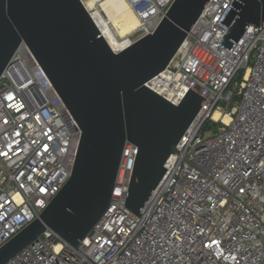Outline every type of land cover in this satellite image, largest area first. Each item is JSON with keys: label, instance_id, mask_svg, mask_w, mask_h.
Here are the masks:
<instances>
[{"label": "built area", "instance_id": "built-area-1", "mask_svg": "<svg viewBox=\"0 0 264 264\" xmlns=\"http://www.w3.org/2000/svg\"><path fill=\"white\" fill-rule=\"evenodd\" d=\"M174 1L128 0L139 25L121 51L154 33ZM233 1L209 0L166 69L146 83L174 104L189 89L206 100L141 216L126 207L138 154L127 143L111 206L81 252L47 230L5 264H264V23L248 25L232 51L222 45L220 21ZM80 137L22 42L0 76V247L70 178Z\"/></svg>", "mask_w": 264, "mask_h": 264}, {"label": "water", "instance_id": "water-1", "mask_svg": "<svg viewBox=\"0 0 264 264\" xmlns=\"http://www.w3.org/2000/svg\"><path fill=\"white\" fill-rule=\"evenodd\" d=\"M208 1L175 0L154 33L117 52L89 10L100 26L124 20L126 0H0V76L26 43L81 129L70 178L0 247V264L47 230L78 249L111 206L127 143L138 154L126 207L141 216L206 100L189 89L174 104L146 83L166 69ZM220 23L228 28L220 43L232 51L248 25L262 27L264 0H234Z\"/></svg>", "mask_w": 264, "mask_h": 264}, {"label": "rangeland", "instance_id": "rangeland-1", "mask_svg": "<svg viewBox=\"0 0 264 264\" xmlns=\"http://www.w3.org/2000/svg\"><path fill=\"white\" fill-rule=\"evenodd\" d=\"M103 34L108 40L111 47L118 52V50L126 43L128 35L131 32L130 27L126 24V17L124 20L118 18L116 23H111L108 28H104ZM212 127V126H209Z\"/></svg>", "mask_w": 264, "mask_h": 264}, {"label": "bare ground", "instance_id": "bare-ground-1", "mask_svg": "<svg viewBox=\"0 0 264 264\" xmlns=\"http://www.w3.org/2000/svg\"><path fill=\"white\" fill-rule=\"evenodd\" d=\"M125 7H126V15H125V17H126V24L130 27V29H131V32H130V33H132V31L135 30V29L138 27V25H139V20H138L136 14L134 13V11L132 10V8H131V6H130L128 0H126V2H125ZM89 12H90L91 15L93 16L95 22L97 23V25L99 26V28L101 29V31H102L104 28H108V27L110 26L111 23H116V20L118 19V17H114V18L110 19L109 21H107L106 23H104V24H102V25L100 26V24L98 23V21H97L96 18L94 17V15H93V13L91 12V10H89ZM102 33H103V31H102ZM107 41H108V40H107ZM125 42H126V43H125V44H124V45L118 50V52L121 51V49H123V48L126 46V44L128 43L127 40H126ZM110 46H111V45H110ZM113 50H114V49H113ZM114 51H115V50H114ZM219 116H220V113L217 112V113L215 114V118H219ZM229 120H230L229 116L226 115V116L224 117V122H225V123H228Z\"/></svg>", "mask_w": 264, "mask_h": 264}, {"label": "trees", "instance_id": "trees-1", "mask_svg": "<svg viewBox=\"0 0 264 264\" xmlns=\"http://www.w3.org/2000/svg\"><path fill=\"white\" fill-rule=\"evenodd\" d=\"M212 125H215V123H214V122H211V121H209V122L207 123V127L212 126Z\"/></svg>", "mask_w": 264, "mask_h": 264}]
</instances>
